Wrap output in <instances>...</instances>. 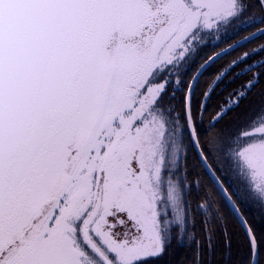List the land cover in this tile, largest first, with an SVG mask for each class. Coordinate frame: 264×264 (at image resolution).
I'll return each mask as SVG.
<instances>
[{
  "label": "snow or ice",
  "instance_id": "obj_1",
  "mask_svg": "<svg viewBox=\"0 0 264 264\" xmlns=\"http://www.w3.org/2000/svg\"><path fill=\"white\" fill-rule=\"evenodd\" d=\"M258 221L264 0H0V264H264Z\"/></svg>",
  "mask_w": 264,
  "mask_h": 264
},
{
  "label": "trees",
  "instance_id": "obj_2",
  "mask_svg": "<svg viewBox=\"0 0 264 264\" xmlns=\"http://www.w3.org/2000/svg\"><path fill=\"white\" fill-rule=\"evenodd\" d=\"M253 212L255 213V209H253ZM258 227L264 229V221H258Z\"/></svg>",
  "mask_w": 264,
  "mask_h": 264
}]
</instances>
